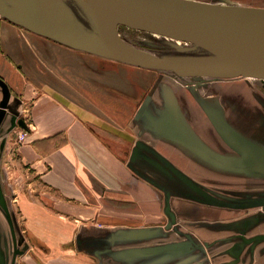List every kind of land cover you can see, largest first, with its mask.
Masks as SVG:
<instances>
[{"label":"crops","instance_id":"0c3cea01","mask_svg":"<svg viewBox=\"0 0 264 264\" xmlns=\"http://www.w3.org/2000/svg\"><path fill=\"white\" fill-rule=\"evenodd\" d=\"M0 78V163L8 151L27 189L13 205L0 167V244L20 219L44 246L36 264H97L88 245L108 229L166 220L237 264H264V84L158 77L1 16ZM18 130L26 141L8 150Z\"/></svg>","mask_w":264,"mask_h":264},{"label":"water","instance_id":"95a60500","mask_svg":"<svg viewBox=\"0 0 264 264\" xmlns=\"http://www.w3.org/2000/svg\"><path fill=\"white\" fill-rule=\"evenodd\" d=\"M0 16L71 49L180 79L264 80L261 7L192 0H0ZM119 26L185 45L177 43L178 55H140L119 36ZM0 87L1 125L10 92L1 78ZM18 124L25 128L23 120ZM258 204L263 203L249 205Z\"/></svg>","mask_w":264,"mask_h":264},{"label":"rangeland","instance_id":"374dc122","mask_svg":"<svg viewBox=\"0 0 264 264\" xmlns=\"http://www.w3.org/2000/svg\"><path fill=\"white\" fill-rule=\"evenodd\" d=\"M192 1L209 4L264 8V0ZM118 34L129 45L149 54L150 56L178 55L179 53L176 51L175 47H177V43H182L180 41L175 42L166 40L163 37L146 31L133 30L122 26L118 27ZM155 72L158 77L172 75L167 72ZM245 79L251 83L264 84L263 79ZM179 80L182 83L187 84L188 81L195 85L217 81L207 78H179ZM218 81L227 82V80ZM19 132L20 131L18 130L13 134L11 144H7L8 150H13L14 146L21 145L26 141L27 134L25 139L21 140ZM14 143L16 145H14ZM1 155L3 156V154ZM2 156L0 167L3 172V182L5 188H9L8 181L11 178L12 187L16 191L15 194L11 195L12 204L16 205L15 198H17V194L20 192L26 193V175L23 173V166H20L18 162L15 164L14 161H11L10 153H8V151H6L3 157ZM7 177L9 180H7ZM32 191H35V189L33 188L31 192ZM1 196L4 197L3 195ZM15 214V220L18 221V212L16 210ZM165 217L166 219H169L167 216ZM12 221L11 230L13 237L11 239H13V242L10 244H0V264H36L37 258H40V255L37 254V249L44 246L39 243L26 242V240L31 239L26 237L27 235L25 234L26 232L22 225V221L20 219L18 223L14 220ZM164 222V224L146 228H110L108 229V232L103 235V242L96 244L92 243L88 246L93 248L90 249L92 250V253H94L92 256L97 260V264H237L236 260H232L233 258L231 260L229 259L228 254L216 253L213 245L193 241V237L188 233L185 227H180L172 221L167 222L164 220ZM168 224L171 225V227H168ZM188 237H191L192 240ZM233 250L234 252L232 255H236L239 252L238 248H233Z\"/></svg>","mask_w":264,"mask_h":264},{"label":"built area","instance_id":"2783aa9c","mask_svg":"<svg viewBox=\"0 0 264 264\" xmlns=\"http://www.w3.org/2000/svg\"><path fill=\"white\" fill-rule=\"evenodd\" d=\"M19 137H20L21 140L25 139L26 133L24 131H20L19 132Z\"/></svg>","mask_w":264,"mask_h":264},{"label":"bare ground","instance_id":"6f19581e","mask_svg":"<svg viewBox=\"0 0 264 264\" xmlns=\"http://www.w3.org/2000/svg\"><path fill=\"white\" fill-rule=\"evenodd\" d=\"M135 50H136V52H137L138 54H140V55L150 56L149 54L144 53V52H142V51H140V50H137V49H135Z\"/></svg>","mask_w":264,"mask_h":264}]
</instances>
